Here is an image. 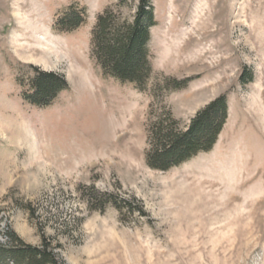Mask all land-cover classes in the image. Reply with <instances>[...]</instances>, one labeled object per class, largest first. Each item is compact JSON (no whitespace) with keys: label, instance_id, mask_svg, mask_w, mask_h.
<instances>
[{"label":"rangeland","instance_id":"1","mask_svg":"<svg viewBox=\"0 0 264 264\" xmlns=\"http://www.w3.org/2000/svg\"><path fill=\"white\" fill-rule=\"evenodd\" d=\"M150 2L140 91L93 52L98 18L131 26L140 0H0V245L46 241L62 264H264V0ZM71 10L84 23L64 32ZM33 67L67 82L47 107L25 99ZM222 95L211 152L147 166L157 125L185 131Z\"/></svg>","mask_w":264,"mask_h":264},{"label":"trees","instance_id":"2","mask_svg":"<svg viewBox=\"0 0 264 264\" xmlns=\"http://www.w3.org/2000/svg\"><path fill=\"white\" fill-rule=\"evenodd\" d=\"M150 1L140 0L131 26H118L111 13L102 15L93 38L94 56L103 71L121 82L134 84L140 91L150 72L147 45L150 28L155 25ZM82 23L83 13L71 10L58 22V27L72 32ZM32 70L36 74L25 99L34 106L47 107L68 87L67 82L53 73L34 67ZM240 79L246 85L253 79L252 71H244ZM228 115V98L222 95L197 113L185 131L177 130L176 123L162 121L151 135L152 145L145 159L147 166L168 172L201 153L211 152ZM8 239L7 245H0V264H62L46 241L40 246L28 245L12 232L8 233Z\"/></svg>","mask_w":264,"mask_h":264}]
</instances>
